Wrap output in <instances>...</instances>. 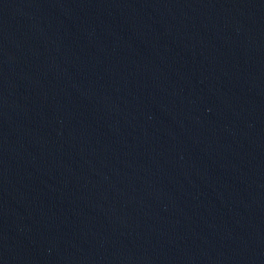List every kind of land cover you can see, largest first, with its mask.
Masks as SVG:
<instances>
[{
  "label": "water",
  "instance_id": "water-1",
  "mask_svg": "<svg viewBox=\"0 0 264 264\" xmlns=\"http://www.w3.org/2000/svg\"><path fill=\"white\" fill-rule=\"evenodd\" d=\"M0 264H264V0H0Z\"/></svg>",
  "mask_w": 264,
  "mask_h": 264
}]
</instances>
